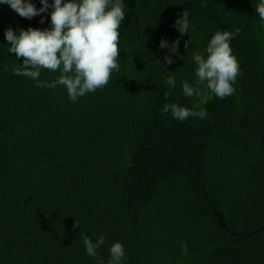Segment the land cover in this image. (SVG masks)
Masks as SVG:
<instances>
[{
    "label": "trees",
    "instance_id": "1",
    "mask_svg": "<svg viewBox=\"0 0 264 264\" xmlns=\"http://www.w3.org/2000/svg\"><path fill=\"white\" fill-rule=\"evenodd\" d=\"M257 3L125 0L120 71L75 103L63 86L40 88L11 72L23 57L7 52L5 29H44L48 14L40 23L0 6V264H96L83 237L101 235L106 264L116 241L125 247L124 264H264V22ZM183 11L194 25L188 35L173 27ZM237 29L230 46L241 74L233 95L208 99L202 87L200 99L185 97L181 82L195 80L192 55L216 31ZM177 38L179 55L167 65L159 41ZM58 75L42 69L39 79ZM173 75L176 87L165 98ZM170 103L199 104L207 116L177 121L162 112Z\"/></svg>",
    "mask_w": 264,
    "mask_h": 264
},
{
    "label": "clouds",
    "instance_id": "2",
    "mask_svg": "<svg viewBox=\"0 0 264 264\" xmlns=\"http://www.w3.org/2000/svg\"><path fill=\"white\" fill-rule=\"evenodd\" d=\"M39 3L41 6L36 7L32 0H0V6L8 5L22 18L31 20L40 16V23H44L41 14L47 13L50 17V26L44 29L29 27L27 30L20 29L18 33L12 27L5 29L4 38L9 45L7 52L14 53L16 61L23 57L21 64L17 63L11 68L12 74L29 78L40 88L63 86L69 100L74 103L106 86L112 73L120 71L119 29L126 15L125 0H39ZM255 12L264 22V0H258ZM173 27L180 35H188L190 27L194 25L190 24L188 13L183 11ZM238 31H216L208 40L204 52L192 55L196 66L195 80L192 83L187 80L181 82L185 97L200 99L202 87L207 89L208 99L233 95L241 69L230 44ZM190 43V39L184 42L185 50ZM179 45V38L170 44L165 39L159 41L160 49H168L163 57L165 64L174 62L173 57L179 55ZM42 69L58 72L59 75L51 81H41ZM165 84L169 89L164 93L167 98L176 87L175 76H168ZM162 112H170L172 118L180 122L189 117L203 119L207 116L206 109L199 104L195 108L176 103L165 104ZM83 244L86 255L93 258L96 264H106L98 252L105 244L103 235L95 241L84 236ZM181 248L186 254L187 245L181 244ZM108 253L107 264H124L127 259L125 247L119 241L109 246Z\"/></svg>",
    "mask_w": 264,
    "mask_h": 264
}]
</instances>
